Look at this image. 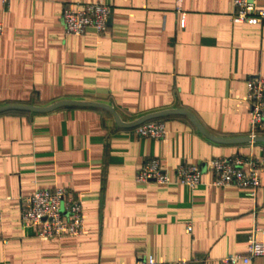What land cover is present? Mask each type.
<instances>
[{"label": "crops", "instance_id": "1", "mask_svg": "<svg viewBox=\"0 0 264 264\" xmlns=\"http://www.w3.org/2000/svg\"><path fill=\"white\" fill-rule=\"evenodd\" d=\"M74 3L109 6L106 31L66 34L61 13ZM233 11L232 0L0 1V107L99 103L127 123L184 110L216 138H246V82L264 77V24H234ZM151 120L164 123L163 138L139 137L99 106L0 112V264H223L245 254L252 233L264 239V168L254 197L213 186L208 170L193 188L135 181L148 159L172 176L214 157H264V142L213 140L183 113ZM55 188L80 200V236L21 226V199Z\"/></svg>", "mask_w": 264, "mask_h": 264}, {"label": "built area", "instance_id": "2", "mask_svg": "<svg viewBox=\"0 0 264 264\" xmlns=\"http://www.w3.org/2000/svg\"><path fill=\"white\" fill-rule=\"evenodd\" d=\"M7 6L11 0H0ZM181 0H178L180 2ZM260 0H232L234 11L230 20L234 24H264V8ZM264 1V0H263ZM111 8L101 3L70 4L63 8L61 23L66 34L81 35L92 27L98 34L106 31ZM184 19V18H183ZM3 25L0 22V35ZM246 102L249 105L250 121L247 137L253 138L264 133V77H250L246 82ZM134 133L142 138L161 139L165 135L162 121L148 120L134 126ZM264 168V157L235 155L214 157L202 165L177 166L172 176L157 159L146 160L135 175L138 183L182 184L195 187L201 182L204 170L211 171V184L217 187L236 186L254 197L259 187V174ZM1 220V215H0ZM20 223L23 228H35L40 238L77 237L84 232L82 206L80 200L65 188L42 189L21 199ZM190 230V227H187ZM264 258V239H257L255 233L248 237L244 255L229 254L221 259L223 264L249 263L254 258ZM139 264H189L188 260L173 263L157 262L152 256L144 257Z\"/></svg>", "mask_w": 264, "mask_h": 264}, {"label": "water", "instance_id": "3", "mask_svg": "<svg viewBox=\"0 0 264 264\" xmlns=\"http://www.w3.org/2000/svg\"><path fill=\"white\" fill-rule=\"evenodd\" d=\"M63 105H78V106H99V107H103L107 110H109L111 112V114L113 115L115 121L117 122V124L120 127H134L140 123H143L145 121L151 120L153 118H157L166 114H171V113H183L188 115L191 120L194 122V124L196 125V127L198 128V130L204 134L205 136L216 140V141H220V142H242V141H246L249 142L251 139L249 137L246 138H241V139H221V138H216L214 136H212L211 134H209L208 132H206L201 125L198 123V121L187 111L184 110H170V111H162V112H155V113H150V114H146L145 116L141 117L140 119L134 121V122H123L122 120H120L119 116L116 114V112L113 111L112 108H110L109 106L105 105V104H99V103H79V102H75V101H60V102H56L48 107H44V108H39V107H34V106H28V105H5V106H1L0 107V112H4V111H8V110H24V111H35V112H46L49 111L51 109L63 106ZM253 142L255 141H263L264 142V137L258 136L252 139Z\"/></svg>", "mask_w": 264, "mask_h": 264}]
</instances>
